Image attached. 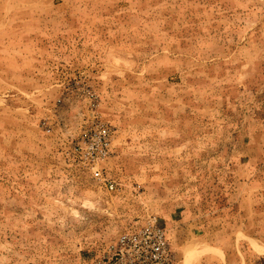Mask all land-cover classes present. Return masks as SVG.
Masks as SVG:
<instances>
[{"label":"rangeland","instance_id":"obj_1","mask_svg":"<svg viewBox=\"0 0 264 264\" xmlns=\"http://www.w3.org/2000/svg\"><path fill=\"white\" fill-rule=\"evenodd\" d=\"M95 118L113 190L71 155ZM151 215L174 264H264V0H0V264Z\"/></svg>","mask_w":264,"mask_h":264},{"label":"built area","instance_id":"obj_2","mask_svg":"<svg viewBox=\"0 0 264 264\" xmlns=\"http://www.w3.org/2000/svg\"><path fill=\"white\" fill-rule=\"evenodd\" d=\"M46 127V132H49ZM113 130L103 120L95 118L89 128L82 129L72 146L74 160L85 166L93 177L103 182L108 190L115 183L103 176L100 164L110 155ZM175 255L171 249L165 228L155 215L148 216L141 223L121 231L108 242L103 250L86 264H174Z\"/></svg>","mask_w":264,"mask_h":264},{"label":"bare ground","instance_id":"obj_3","mask_svg":"<svg viewBox=\"0 0 264 264\" xmlns=\"http://www.w3.org/2000/svg\"><path fill=\"white\" fill-rule=\"evenodd\" d=\"M205 250V249H204Z\"/></svg>","mask_w":264,"mask_h":264}]
</instances>
